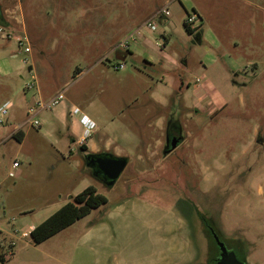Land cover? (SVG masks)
<instances>
[{
  "label": "rangeland",
  "instance_id": "1",
  "mask_svg": "<svg viewBox=\"0 0 264 264\" xmlns=\"http://www.w3.org/2000/svg\"><path fill=\"white\" fill-rule=\"evenodd\" d=\"M191 2L199 4L207 15L214 5V15L233 25L250 11L252 22L259 21L258 25L255 23L253 40L255 45L260 41L261 46L256 56L255 49H247V34L232 33L230 38L238 44L230 48L227 59L231 63L240 56L237 62L241 70L231 72L223 60L220 62L221 74L215 77H220L217 85L224 104L219 109L205 105L198 115L192 87L185 89V99L176 98L174 84L169 80L179 74L184 82H192L201 68L212 78L216 73L210 64L207 44H198L193 34H173L169 43L160 48L155 46L159 52L150 48L155 66L148 65L143 58L129 57L125 72L133 77L123 81L127 87L108 91L103 82L104 77L116 82L117 75L123 73L112 69L119 48L100 60L119 40L120 30L151 19L164 6V0H0V14L10 28L0 27L17 34L24 21L33 52L30 57L22 48L18 49L13 38L0 33V58L8 69V73L0 74V109H7L0 124L1 218L5 213L12 220L26 216L21 223L25 220L37 223L60 205L56 202L61 198L55 195L73 186L77 176L85 173L93 182L81 157L82 150L75 147L70 152L60 142L52 144L51 135L44 133L42 126L23 122L22 141L9 134L15 122L26 119L28 100L36 85L50 90L65 88L62 101L92 103L91 111L99 119L95 136L108 138L109 151L124 149L129 154L123 172L112 185L95 178L98 192L107 198L102 208L116 200L138 197L154 209L152 222L148 217L150 231L181 228L196 231L201 262L210 259L214 262L218 256L211 230L239 262L260 264L264 260V12L248 7L244 0H172L168 19L181 27L186 11L193 10ZM153 19L158 27L163 25L157 17ZM91 39L96 43L79 48L77 41ZM70 41L73 43L69 44ZM12 52L17 55L10 56ZM166 54L178 55L186 62L172 71L163 64ZM30 63L36 67L32 72L35 87L25 91L24 84L32 78L27 69ZM255 66L259 69L254 70ZM76 67L86 72L76 74ZM161 75L169 82L158 81V86L153 87ZM232 76L245 84L233 86ZM151 87L156 98L169 103L163 107L155 104L149 97ZM145 104L154 105L147 118L141 114ZM130 108L137 111V121L120 123L121 110L127 112ZM45 113L42 111L37 118L41 120ZM172 114L176 121L182 122L183 139L165 154L167 124L160 125L157 120L161 116L170 120ZM106 121L110 123L104 125ZM44 129L47 130L46 125ZM169 131L175 132L176 127L169 124ZM54 137L58 138L56 134ZM146 147L151 148L150 154ZM14 161L19 166L12 169ZM9 170L12 176L8 175ZM180 211L185 213L186 222ZM73 232L48 237L42 245H73L76 238ZM20 233L17 232L15 249L4 255L0 264H21ZM25 239L32 242L29 235Z\"/></svg>",
  "mask_w": 264,
  "mask_h": 264
},
{
  "label": "crops",
  "instance_id": "2",
  "mask_svg": "<svg viewBox=\"0 0 264 264\" xmlns=\"http://www.w3.org/2000/svg\"><path fill=\"white\" fill-rule=\"evenodd\" d=\"M171 1L172 0H164V6L166 5L168 7ZM244 1L248 7L256 8L258 13L260 11L264 12V0H258L259 2H253V0ZM198 5L199 4L195 2L194 4H191V7L201 17V23L190 34L194 35V40L198 44L204 42L208 45L205 47L208 48L210 64L216 73L212 78L211 75L207 76L201 68V72L193 77L192 82H184L179 74L169 78L170 82L174 84V95L176 98L178 96L182 99H185V89L192 87L195 96L194 102L197 106L195 115H198V111L205 107V105H211L213 109H219L224 104V99L219 93L217 85L218 79L220 77L218 76V79L215 77L218 74H221L220 62H222V60L227 67L229 66L231 72L241 70L240 64L237 62L240 60V56L233 58L231 63L227 59L229 57L230 48H233V46L236 47L235 45L238 44L236 40L230 38L232 33H234V31H239L247 34V39H245L247 49H255L254 53L256 56H258L257 50L261 48L260 41L258 42V46V44L255 45L253 40L256 34L255 23L258 25L259 21L258 23L256 21L252 22L253 18L250 17V11H247L248 15L246 14L244 16L245 18H242L238 22H234L233 25L229 24L228 22H224L223 17L214 15V5H212L210 8V15L205 14L202 8ZM155 14L156 13L153 14L151 19L155 18ZM157 18L162 23L166 22L164 25V44L169 43L172 35L175 33H182L183 35L187 33L183 25L185 16L182 17L180 22L182 28L178 25V22L173 21L172 19L167 18V21L161 16H157ZM142 24L139 26L127 25L125 28L121 29L118 33L121 35L119 40L114 43L113 47L103 53V55L106 56L101 57L100 60L102 61V59H105L107 54L114 53L113 50L116 48V45L135 29L141 27ZM3 27H9V22L7 21L6 25ZM261 27L262 26L259 24V28ZM21 29L22 30L18 33H27L24 21H21ZM5 30L9 32L6 28ZM262 31L261 34L258 32V39L262 36ZM156 36V33H151L145 28H141L140 34L134 35V37L128 42L127 49L119 48L120 50L117 51L118 60L113 62L112 69L113 65L118 62H124L125 67L120 70L113 69L114 71H123L122 74L117 75L116 82L107 81L106 77H104L103 82L106 84L108 91L111 89H123V87H127V85L123 84V81L133 77L130 73L125 72L127 69L126 61L129 57H132L133 59L143 58L148 65H156L155 58L149 50L150 48H155L159 52V49L155 47L157 46L155 44ZM70 43L73 42L70 41L69 44ZM77 43H79L78 45H81L79 47L81 48L83 45L95 44L96 42L91 39L77 41ZM158 47L160 48L162 46ZM26 53L32 57L33 52L31 46L30 50ZM15 55H17L16 52H12L10 54V56ZM162 61L163 64L172 71L179 69V66L184 65L186 62L185 58H181L178 55L169 56L167 54L164 56ZM253 62L256 65V61ZM94 64L95 62H92V65ZM6 66L7 63L0 58V74L8 73ZM27 69L33 72L36 70V67L30 63L27 65ZM258 69V67H254V70ZM85 72L86 71L81 70L79 67L75 68L76 74H84ZM100 73L102 74L103 71L101 70ZM196 77L200 78L198 83H194V79ZM169 80L161 75L160 80H157V83L154 84L153 87L158 86V81L167 84ZM230 81L233 86L244 83L236 76L230 77ZM153 87L149 88L151 91L149 92L150 99L161 107L169 103V100L166 101L164 98H156ZM62 89L50 90L36 85L35 91L31 95V100H28L27 108L36 100H40L45 103ZM91 105L92 103L90 101L87 104L73 101H61L52 108H48L46 106L39 107L36 115L42 113V111L45 110L46 113L41 119L43 127L42 131L48 135H51L52 144L60 142V144L67 147L68 151L70 152L75 147L80 148L82 150L81 157L83 158V162H85V164V157L89 154L110 153L115 156H129V154L123 152L124 149H120V152H115L114 150L113 152H110L108 138L101 139L95 136L99 129L97 126L99 119L91 111ZM127 106L130 107V105ZM153 109L154 105L145 104L141 110L142 117H149L148 115L152 113ZM137 114V111L132 108H130L127 112H123V110H121V113L119 114V118L121 120L120 123L132 124L136 122ZM174 116L175 115L172 114L170 120L167 119L168 116H161L158 118L157 123L160 125L167 124L165 126V132L169 129V124L173 125L174 128L176 127V129L180 131L182 136L180 127L182 122L176 121ZM196 120L199 121V119L194 118V121ZM25 121L26 119L15 122L13 125V130L9 134H17L20 137L19 140L22 141L23 132L20 126ZM106 122H103L104 125L110 123L109 121ZM44 125H46L47 130L44 129ZM90 126L91 128L88 131L89 133L85 137L83 145L80 146L78 144V140L87 134L86 129ZM162 127L163 126L157 127V132L160 131ZM55 134L58 136V138L54 137ZM153 138L151 140L156 139V137L154 139ZM180 143L181 142H179V144ZM150 145L151 144H149V146ZM145 149L148 152V150L151 148L146 147ZM148 154H150V151ZM18 166V164L13 166L12 163L11 168L13 169ZM89 169V174H91V180L93 182L89 180L85 173L77 176V178L74 180L75 183L72 184L71 182L73 186H70L64 190H60L55 195V197L57 196L58 198H61L60 202H56L60 203V205L46 214V216L37 223L31 222L30 220H25L21 223V220L26 218V216L18 217L12 220V218H9V216L4 215L5 213H2L3 218L0 217V228L4 231H8L10 227L13 226L19 231L30 232L34 226L50 216L53 212L65 204L71 196L76 195L85 187L93 185L98 192V187L95 184V178H97V176L93 174L91 167H89ZM9 172L12 171L9 170ZM259 190L261 191L260 188ZM106 203L107 198L104 204L98 206L97 208L91 209L88 214L75 220L70 225L57 231L55 234L49 237H58L63 231H66V233H71L74 231L73 233H75L76 238L74 239L73 245H64L63 243H50L49 245H42L46 239L40 243L34 244L25 239L26 237H22L21 264H210L209 261L201 262L199 260L201 251L196 241V231H186L184 228L175 231H150L151 226L148 222V217L150 216V219L152 218L154 209L152 206H148L143 200H141V198L131 197L124 200H116V202L114 201V203L102 208V206ZM180 212L182 213L184 222H186L185 220L187 219L185 217V213L183 211ZM150 222H152V219ZM260 264H264V260H261Z\"/></svg>",
  "mask_w": 264,
  "mask_h": 264
},
{
  "label": "built area",
  "instance_id": "3",
  "mask_svg": "<svg viewBox=\"0 0 264 264\" xmlns=\"http://www.w3.org/2000/svg\"><path fill=\"white\" fill-rule=\"evenodd\" d=\"M170 15V11L168 7L165 5L161 9H159L155 17L161 16L164 20H167V18ZM166 23V22H165ZM165 23H162L163 25L161 27H158L154 21V19H149L145 23L142 24L141 27H138L135 29L132 33L127 35L125 38H123L117 45L116 48L120 49H127L128 48V42L131 40V38L134 37L136 34H140L141 28H145L151 33H156L157 36L155 38V44L157 46H163L165 42V29L164 25ZM183 23L188 25L191 28L197 27L200 24V18L199 15L196 14L193 10L191 12H186L185 18L183 20ZM0 33L4 35L6 38H13L15 42H17L18 48H22L24 52H28L30 50L29 45V39L25 32H21L18 34H12L10 32H7L4 28L0 27ZM16 56V55H15ZM24 62H26V58L23 59ZM125 67L124 62H118L113 65L114 70H120ZM248 67H252V65H249ZM28 72L32 78H30L23 86V89L25 91H28L29 89H33L35 87V78L32 74V72L28 69ZM200 81L199 77H196L194 79V83H198ZM64 92L65 89H62L58 91L53 97H51L48 101L43 103L40 100H36L32 106L28 107V110L26 111L27 117H26V123H29L32 126L35 127H41L42 121L37 118V110L39 107L46 106L48 108H52L59 104L64 99ZM7 115V109L5 107H2L0 109V124L4 122V119ZM89 125V124H87ZM90 127H87L86 129V135L83 136L81 139L78 140V144L80 146L83 145L85 137L88 135V131ZM17 162H13V166H16ZM9 175L12 176L13 172H9ZM17 230L15 227L11 226L8 231H4L0 228V257H3L4 255L10 254L14 249L16 245L17 240ZM29 235V232L27 231H21L20 238L27 237Z\"/></svg>",
  "mask_w": 264,
  "mask_h": 264
},
{
  "label": "trees",
  "instance_id": "4",
  "mask_svg": "<svg viewBox=\"0 0 264 264\" xmlns=\"http://www.w3.org/2000/svg\"><path fill=\"white\" fill-rule=\"evenodd\" d=\"M199 18L201 23V17L199 16ZM0 25L2 26L6 25V21L4 20L1 14H0ZM183 25L185 27L186 32L189 34L192 33L195 28L198 27L197 26L191 28L184 23ZM168 132L169 129L167 130V133ZM14 136L18 140L20 139V137L17 134H14ZM105 202H106V197L103 194L97 192L96 188L93 185H89L85 187L82 191H80L76 195L71 196L70 199L65 204H63L50 216H48L43 221H41L36 226H34V228L29 232L31 241L34 244L42 242L51 235L55 234L57 231L70 225L75 220L88 214L91 211V209L97 208L98 206L104 204ZM0 260L4 261L2 257H0ZM216 260L217 257L214 260V262L212 259H210L209 263L215 264Z\"/></svg>",
  "mask_w": 264,
  "mask_h": 264
},
{
  "label": "water",
  "instance_id": "5",
  "mask_svg": "<svg viewBox=\"0 0 264 264\" xmlns=\"http://www.w3.org/2000/svg\"><path fill=\"white\" fill-rule=\"evenodd\" d=\"M178 140L179 138L173 137L170 140L169 148L165 150V153L174 149ZM166 143L168 144V140H166ZM85 159L86 165L92 168L93 174L102 178L103 182L108 186L114 183L127 164V157L115 156L110 153L89 154ZM211 233L219 248V256L215 264H243L238 261L234 252L225 249L217 235L212 232V230Z\"/></svg>",
  "mask_w": 264,
  "mask_h": 264
},
{
  "label": "flooded vegetation",
  "instance_id": "6",
  "mask_svg": "<svg viewBox=\"0 0 264 264\" xmlns=\"http://www.w3.org/2000/svg\"><path fill=\"white\" fill-rule=\"evenodd\" d=\"M173 137H176V138H179V140H178V142H177V145H178V143H179V141L181 142L182 141V136H181V134H180V131L179 130H177L176 129V131L175 132H172V131H169L168 133H167V131H166V134H165V137H164V150H163V152L165 153V150H167L168 148H169V142H170V140L173 138ZM166 140H168V144L166 143ZM171 151V150H170ZM169 151V152H170ZM169 152H166L165 154H167V153H169ZM96 176V175H95ZM99 179H100V181H102L103 182V180H102V178H100V177H98ZM104 183V182H103ZM217 245V244H216ZM218 247V246H217ZM218 250H219V248H218ZM218 256H219V252H218ZM218 256H217V259H218Z\"/></svg>",
  "mask_w": 264,
  "mask_h": 264
}]
</instances>
